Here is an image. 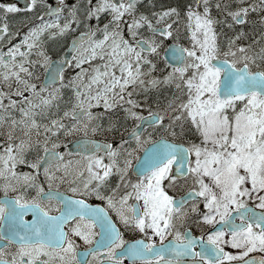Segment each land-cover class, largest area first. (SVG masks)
<instances>
[{
	"label": "snow or ice",
	"instance_id": "obj_1",
	"mask_svg": "<svg viewBox=\"0 0 264 264\" xmlns=\"http://www.w3.org/2000/svg\"><path fill=\"white\" fill-rule=\"evenodd\" d=\"M254 252L264 0H0V264Z\"/></svg>",
	"mask_w": 264,
	"mask_h": 264
},
{
	"label": "flooded vegetation",
	"instance_id": "obj_2",
	"mask_svg": "<svg viewBox=\"0 0 264 264\" xmlns=\"http://www.w3.org/2000/svg\"><path fill=\"white\" fill-rule=\"evenodd\" d=\"M12 2H15V0H12ZM23 2H24V0H20V6H21V7L23 6ZM48 2H50V3H52V4H56L57 0H48ZM65 4L70 6V5L73 4V1H72V0H65ZM65 10H66V9H65ZM22 16H23V13L21 14V18H22ZM29 18L31 19V17H29ZM90 23H95V20L90 21ZM246 27L248 28V31L250 32V29L253 28V25H251V24H247ZM24 30H25V29H23V28L21 29V31H24ZM80 30L83 31L84 29L81 28ZM248 37H249V38H252V33H250ZM17 38H18V37H17ZM13 42H14V41H13ZM168 42H170V41H168ZM90 202H91V203H99V201L95 200V198H93ZM26 218L30 219V218H31V217H30V214H29V216H27ZM194 231H195V230H194ZM125 237H126L127 239H134V238H136L133 234L128 233V232H125ZM81 246L83 247V245H81ZM225 248H226V250H229V251H236V249L231 248V246H229V245H225ZM254 254L264 255V253H259V252L250 253L249 255H254ZM126 264H127V258H126ZM137 264H140V262L137 261Z\"/></svg>",
	"mask_w": 264,
	"mask_h": 264
},
{
	"label": "rangeland",
	"instance_id": "obj_3",
	"mask_svg": "<svg viewBox=\"0 0 264 264\" xmlns=\"http://www.w3.org/2000/svg\"><path fill=\"white\" fill-rule=\"evenodd\" d=\"M73 1V3H75L76 2V0H72ZM214 15H215V12L213 13ZM247 25V24H246ZM246 25L244 26V30H245V32L248 34V36H249V34L250 33H252L251 31L249 32L248 31V28L246 27Z\"/></svg>",
	"mask_w": 264,
	"mask_h": 264
},
{
	"label": "water",
	"instance_id": "obj_4",
	"mask_svg": "<svg viewBox=\"0 0 264 264\" xmlns=\"http://www.w3.org/2000/svg\"><path fill=\"white\" fill-rule=\"evenodd\" d=\"M254 255L259 256L258 254H254Z\"/></svg>",
	"mask_w": 264,
	"mask_h": 264
},
{
	"label": "trees",
	"instance_id": "obj_5",
	"mask_svg": "<svg viewBox=\"0 0 264 264\" xmlns=\"http://www.w3.org/2000/svg\"><path fill=\"white\" fill-rule=\"evenodd\" d=\"M253 38V37H252Z\"/></svg>",
	"mask_w": 264,
	"mask_h": 264
}]
</instances>
